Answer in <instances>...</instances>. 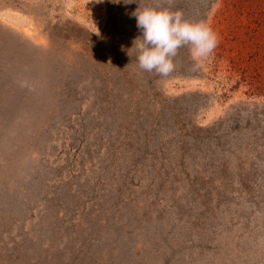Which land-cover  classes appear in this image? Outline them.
Listing matches in <instances>:
<instances>
[{
  "label": "rangeland",
  "instance_id": "rangeland-1",
  "mask_svg": "<svg viewBox=\"0 0 264 264\" xmlns=\"http://www.w3.org/2000/svg\"><path fill=\"white\" fill-rule=\"evenodd\" d=\"M138 7L217 46L142 72ZM0 264H264V0H0Z\"/></svg>",
  "mask_w": 264,
  "mask_h": 264
},
{
  "label": "clouds",
  "instance_id": "clouds-1",
  "mask_svg": "<svg viewBox=\"0 0 264 264\" xmlns=\"http://www.w3.org/2000/svg\"><path fill=\"white\" fill-rule=\"evenodd\" d=\"M102 2V0H98ZM120 3V0H112ZM137 0H123L124 4ZM135 17L141 36L133 41L138 68L142 72L168 77L175 70L174 58L182 47H189L194 61L206 58L217 46L218 38L203 22L184 18L182 11H170L153 7L137 8Z\"/></svg>",
  "mask_w": 264,
  "mask_h": 264
}]
</instances>
